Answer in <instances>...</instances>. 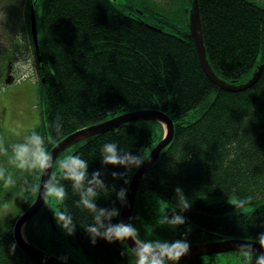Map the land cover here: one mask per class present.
I'll return each instance as SVG.
<instances>
[{
  "label": "trees",
  "instance_id": "1",
  "mask_svg": "<svg viewBox=\"0 0 264 264\" xmlns=\"http://www.w3.org/2000/svg\"><path fill=\"white\" fill-rule=\"evenodd\" d=\"M193 3L0 0V18L7 27L6 38L11 40L10 46L0 51V85L15 81L13 63L30 50L39 82L42 124L28 132L44 134L49 152L75 131L123 113L145 109L166 112L174 121V138L142 177L133 209L137 214H132L131 223L142 237L143 232L153 239L180 237L185 226L174 230L159 225L156 218L173 207L175 188L181 186L193 200L184 213L194 233H188L191 243L211 241L214 235L255 240L264 232V0H198L206 56L214 72L229 83L241 84L263 66L259 79L240 91L221 88L203 69L191 35ZM32 8L39 52L32 36ZM21 38L25 39L23 46ZM5 68L11 81H7L9 75L1 78ZM57 115L64 121L60 136L50 127ZM147 121L154 120L123 123L74 144L58 156L52 180L67 186L58 163L81 153L90 162L89 171L100 169L110 188L128 189L138 168L103 165L99 145L115 139L146 159L165 129L154 121L160 130L156 136L143 125ZM0 166L8 167L16 178L14 185L0 180V204L16 199L15 214L0 232V264H44L22 251L13 230L16 219L36 200L42 170L15 169L7 165L2 153ZM114 171L122 175L113 176ZM30 186L35 187L30 190ZM67 190L66 200L57 199L56 206L57 211L70 209L78 222L69 239L93 264H135L134 251L127 242L98 239L91 243L83 227L91 214L78 208L74 202L78 196ZM101 194L98 204L118 207L120 216L114 220H121L123 205L116 192ZM45 204L43 211L27 222L25 232L34 246L65 259L56 254L60 233L51 223V217L57 222L49 195ZM245 206L251 209L245 210ZM239 208L244 212L239 214ZM37 218L50 226L49 235H43L39 243L29 233ZM211 256H189L179 264H215Z\"/></svg>",
  "mask_w": 264,
  "mask_h": 264
},
{
  "label": "clouds",
  "instance_id": "2",
  "mask_svg": "<svg viewBox=\"0 0 264 264\" xmlns=\"http://www.w3.org/2000/svg\"><path fill=\"white\" fill-rule=\"evenodd\" d=\"M50 127L56 136L64 132V121L59 115L55 116ZM0 153L6 156V163L21 171H32L48 169L53 164V156L48 151V138L38 130H31L22 139L6 145L0 142ZM99 157L105 166L121 165L126 169L138 168L144 163V155L134 153L124 147L118 140H104L99 145ZM89 160L83 154L76 153L60 161L62 168L61 176L68 181L66 186L63 182L45 179L41 196L53 195L60 201H65L69 195L68 188L78 196L74 202L78 208L91 214L90 221L84 225V229L90 236L91 243H97L98 239L108 242L120 241L122 243L129 239L134 241L135 264H179L190 248L191 241L187 238L191 231L188 218L184 213L192 207L193 200L181 186L175 188V197L172 201L173 207L158 213L156 222L161 226L171 229H179L185 226L181 236L174 239L144 238L139 234L138 228L131 222L123 220L115 221L120 216V209L116 206L104 207L98 204V199L103 193L116 192V196L123 205L127 202L128 189L121 187L118 191L115 186L111 188L103 179L100 169L90 172ZM113 176L122 173L113 172ZM0 180L7 185H14L16 178L8 167L0 166ZM35 186H30L33 188ZM170 210V211H169ZM55 219L59 227L66 235H73L77 228V220L72 211L67 207L54 211ZM256 240L264 246V232L260 233ZM15 250V244L11 245ZM241 255L249 264H264V252L255 251L251 245L245 243L241 247ZM65 259H67L65 257Z\"/></svg>",
  "mask_w": 264,
  "mask_h": 264
},
{
  "label": "water",
  "instance_id": "3",
  "mask_svg": "<svg viewBox=\"0 0 264 264\" xmlns=\"http://www.w3.org/2000/svg\"><path fill=\"white\" fill-rule=\"evenodd\" d=\"M31 23H32V36H33L34 44L37 48V52H39L38 29H37V21L35 18L34 8H32ZM190 28H191V35L193 37L194 44L197 49V53L203 69L205 70L207 75L221 88L230 91H240L252 86L259 79L263 66H261L259 70L256 71L254 75L247 82L241 84L229 83L226 80L220 78L214 72L206 56V48L203 40L201 15L199 10L198 0H194L193 3V8L191 10ZM7 81H11V80L8 79ZM137 120H154V121H159L162 124H165V136L152 149L150 154L144 160V163L140 167H138V169L135 171V173L133 174L130 180L128 186V193H127V202L123 204L121 211V220H123L125 223L131 222V216L134 209L137 190L139 188V184L142 177L148 171V169L156 162L161 152L173 141L174 138V132H175L174 121L164 111L145 109V110H137V111L123 113L121 115L115 116L113 118L104 120L102 122L75 131L74 133L68 135L67 137L59 141L50 150V153L53 156V164L50 168L46 170L42 169L40 187L36 200L22 215H20L17 218L14 225V237L19 247L22 249L24 253L44 264H74L34 246L31 242H29V240L23 234V228L25 227L27 222L31 220L45 204L47 195L45 197H42L41 189L44 187L45 179H52L55 162L58 156L63 151H65L66 149L70 148L71 146H73L74 144L80 142L85 138L116 128L123 123H128ZM126 242L129 245L130 249L134 251V241L129 239ZM245 243L251 245L255 251L264 252V246H262L257 240L224 238V240L207 242L204 244L190 245L189 251L184 256L185 257L199 256V255L201 256V255H209L214 253H225L230 251H242L240 247L242 244Z\"/></svg>",
  "mask_w": 264,
  "mask_h": 264
},
{
  "label": "rangeland",
  "instance_id": "4",
  "mask_svg": "<svg viewBox=\"0 0 264 264\" xmlns=\"http://www.w3.org/2000/svg\"><path fill=\"white\" fill-rule=\"evenodd\" d=\"M5 29L7 31V27L0 18V51L5 49L7 46L9 47L11 43V40H8V38H6ZM20 41H21L20 42L21 45L23 46V44L25 43V39L21 38ZM25 52H24L25 54L23 53V55L19 57L20 59L16 58V60L13 63L12 76L15 78V81L10 84L0 85V142H3L4 140H8V139H22V137L30 129L37 128L42 124V109L39 102V82H38V76H36V71H35L36 70L35 62H34L35 60L30 50L28 51L25 50ZM9 59L12 60V58ZM258 70L259 69H257L256 71ZM6 72L7 70L5 68V73L1 78H4V76L6 77L7 75H9L7 76V80H8L10 74ZM143 125L149 127L155 133L156 136L159 135L160 130L158 129L154 121L144 122ZM162 125L165 128V124ZM163 136H165V129L163 132ZM67 154H64L63 157H65ZM60 161L58 164H60ZM40 181L41 179L39 180V187H40ZM2 196L3 195H1L0 198H2ZM4 202L5 203L0 204V232H2L3 223L5 221H8L11 218V216L15 214L16 211V205H15L16 199H13L11 202L10 201L7 202V200ZM56 202H57V198L53 195H49V203L51 204L50 207H52L54 211H57ZM45 207L46 204H44L40 210L43 211V208ZM134 209H135V205H134ZM250 209L251 206H245V210H250ZM237 211L239 214L244 212L242 211V208H239ZM132 214L133 217H135L137 213H134L133 211ZM51 223L53 228L60 233L59 237H57L56 254L64 258L66 257L67 259L64 260L66 261L69 260L74 264H93V262L90 260L88 255L83 251V249L80 246H78L76 243H74L73 240H70L69 239L70 235H66L59 227V225L55 223L53 217L51 218ZM26 226L27 225H25V227L23 228V234L28 239V236L25 232ZM48 228L50 230V226L48 225V223L44 224V222L42 223L40 219L37 218L30 226L29 233L33 237H35L36 242L39 243L37 240L41 242L43 235L44 237H47L49 235ZM13 230H14V226H13ZM189 233L194 234L192 231H190ZM143 237L144 238L149 237L148 233L143 232ZM59 238H61L62 240H60ZM213 238L214 239L211 241H206L198 244L224 240V237L223 238L221 236L218 237V235H214ZM190 245H193V243H191ZM241 252L242 251H230L225 253H214V255L209 254V256L210 255L213 256L215 264H249L246 258H244L241 255ZM203 256L204 255L193 256V257H203ZM181 258H185V256Z\"/></svg>",
  "mask_w": 264,
  "mask_h": 264
},
{
  "label": "bare ground",
  "instance_id": "5",
  "mask_svg": "<svg viewBox=\"0 0 264 264\" xmlns=\"http://www.w3.org/2000/svg\"><path fill=\"white\" fill-rule=\"evenodd\" d=\"M260 67H261V66H260ZM260 67H259V68H260ZM195 244H196V243H195Z\"/></svg>",
  "mask_w": 264,
  "mask_h": 264
}]
</instances>
